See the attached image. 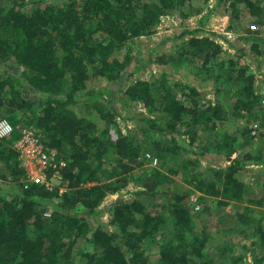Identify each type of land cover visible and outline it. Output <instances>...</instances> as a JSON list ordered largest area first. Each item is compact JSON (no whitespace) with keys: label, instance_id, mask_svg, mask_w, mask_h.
<instances>
[{"label":"trees","instance_id":"16d2710c","mask_svg":"<svg viewBox=\"0 0 264 264\" xmlns=\"http://www.w3.org/2000/svg\"><path fill=\"white\" fill-rule=\"evenodd\" d=\"M189 1L63 0L39 7L40 0H36L27 9L25 0H0V66L4 68L0 72V119L12 111L31 109L34 102L23 95V83L42 94L38 111L23 127L36 129L45 149L56 151L67 162L63 178L68 182L61 195L57 189L48 191L38 185L23 189V172L11 148L19 120L12 123L5 118L15 132L0 140V185L7 183L14 193L0 194V264H223L225 248L217 246L215 257L206 252L210 237L205 230H197L200 212L192 213L186 202L191 194H198V203L204 197L215 199L219 206L242 203L246 186L235 175L249 163L264 164V159L234 154L239 135L217 131L222 111L204 101L195 87L175 83L153 91L142 80L125 85L132 73V57L129 51L120 55L132 40L155 33L162 16L177 12L185 19ZM238 4L256 23H262L260 3L231 0L228 7L234 18ZM208 17L199 20L203 24ZM185 47L181 55H198L206 72L221 52L208 38L191 37ZM235 61L229 59L224 68L215 63L219 73L212 81L218 82L223 73L232 75ZM11 65L21 71L19 77L8 73L13 71ZM97 78L116 82L120 106L141 104L151 114L135 116L138 132H120L115 122L118 113L108 107L112 102H100L109 90L89 88ZM227 79L242 83L237 107L246 109L254 103L251 75L238 69L236 76ZM82 97L93 101L90 106L104 128L72 109ZM110 125L116 129L115 140L110 137ZM243 135L250 141L247 128ZM149 146L146 150L154 149L160 167L142 169L135 177L134 171L143 166V154L148 153L143 149ZM211 152L227 160L228 166L195 171L189 156ZM167 156L172 164L160 165ZM177 179L189 188L188 193L169 188L159 191ZM87 183L91 184L82 186ZM129 183L136 189L123 199L121 191ZM115 194L118 198L106 210L99 209L108 195ZM263 199L246 204L261 206ZM46 211L49 217L43 215ZM103 211L110 217L111 230L98 221ZM250 215L236 213L234 226H242L241 232L251 230L264 248V225L252 221ZM230 260L238 264V259ZM249 264H264V255L252 254Z\"/></svg>","mask_w":264,"mask_h":264},{"label":"rangeland","instance_id":"374dc122","mask_svg":"<svg viewBox=\"0 0 264 264\" xmlns=\"http://www.w3.org/2000/svg\"><path fill=\"white\" fill-rule=\"evenodd\" d=\"M33 1L36 0H25L27 9L33 5ZM62 1L40 0L39 7H43L45 3ZM152 1L143 0V2ZM230 1L190 0L185 8L189 15L185 19L179 18L177 12L168 13L161 17L155 33L143 36L139 40H132L120 53L122 57L129 51L132 57L130 64L132 73L126 76L125 80L127 83L125 85L136 80H142L149 82L153 91L156 90V87H161L162 85L174 87L175 83L189 84L195 87L204 101H210L212 105H218L222 111L224 118L216 122L217 131L239 135L237 142L234 144V154L240 156L250 154L253 158L264 159V137L256 142L249 141L247 136L243 135L246 126L242 125L241 119H243V116L240 114L241 110H245L248 121L254 120V118L264 119V78L259 74L261 73V64L264 62V19L260 20L261 24L256 23L255 19L244 10L243 4H238L239 13L237 18H234L231 9L228 7ZM255 1L258 4L260 3L264 10V0ZM204 15H209V17L202 24L199 19ZM247 29L251 32H247ZM191 37L208 38L221 48V52L215 61L217 65H222L224 68L228 66L229 59L236 60L237 65L232 73L233 76H236L238 69H244L248 75L253 77V96L256 97L253 104L246 109L236 106L238 101L242 99L241 96L237 95V93L242 92V83L233 80L229 81L227 78L232 76L231 74L223 73L222 78L218 82L212 81L215 78L214 76L219 73V68H214L215 63H209L210 70L206 72L201 68V60L198 55H181V49H187L185 44ZM159 59L165 62L160 65L156 64L155 61ZM11 66L13 71L7 70L8 73H13L12 75L19 77L21 71L14 65ZM3 69L0 66V72ZM89 88H95L97 91L109 90V94L103 97L100 102H112L108 107H114V110L118 113L115 122L122 134H125L128 130L133 133L138 132V124L135 119L138 114L151 117V114L141 104H130L129 107L120 106L116 82H108L104 78H97L91 80ZM174 90L176 91V89ZM23 95L34 102L31 109L19 112L12 111L5 116L12 123L19 120L17 127H22L25 125L24 121L30 120L31 115L39 109L38 102L41 99L43 100L42 94L31 90L25 83H23ZM86 98L82 97L72 109L79 116L94 123L97 128H104V122L99 118L93 107L90 106L93 101H84ZM115 130V127L110 125L109 134L112 140L117 137ZM181 138L187 139L185 136ZM151 148L149 146L144 148L143 151ZM146 152L151 153L158 159L154 149L146 150ZM189 159L195 162V171L201 173H206L211 169H224L229 164L227 160L216 152L207 153L204 156H193L191 154ZM161 163L160 165L162 166L172 164L170 156L161 160ZM157 167H160L159 160L154 168ZM149 168L153 167L148 166L147 162L143 160V166L140 170L134 171V176L136 177L140 171H148ZM235 178L246 186L245 201L219 206L216 200L211 197L201 198L199 203L200 210L198 211L200 213L196 216V224L197 230H205L210 237L205 249L207 253L215 257L217 254L216 247L221 246V249L225 248L223 251V264H231L230 259H238L236 260L238 264H249L251 263L252 254L257 256L264 255V248L259 246L258 236L252 234L251 230L241 232L240 229H244L242 226L240 229H236L234 219L236 213L249 212L251 214L249 218L253 219L252 221L259 220L264 225V201L261 206L246 204L247 200L259 201V199L264 197L262 190L264 185V164L262 167L255 165L245 166L235 175ZM168 188L170 191L183 193L190 191L178 179L174 184L159 187V191L164 192ZM135 189L136 186L129 183L127 188L121 191L120 197L128 199L130 197L128 194ZM4 193L10 195L14 193L11 186L5 182L0 185V194L3 195ZM117 198L118 195L116 194L108 195L99 209L106 210V207ZM186 203L187 205L189 204V202ZM246 207L247 211H245ZM191 212L193 213L192 209ZM109 220L110 217L106 211H103L98 216V221L103 227L111 230ZM86 247L91 250L89 244Z\"/></svg>","mask_w":264,"mask_h":264},{"label":"built area","instance_id":"2783aa9c","mask_svg":"<svg viewBox=\"0 0 264 264\" xmlns=\"http://www.w3.org/2000/svg\"><path fill=\"white\" fill-rule=\"evenodd\" d=\"M261 73L264 78V62L261 64ZM240 114L242 125L248 129V137L251 142H256L264 136V119L257 118L248 121L247 113L241 110ZM12 124L5 118L0 119V140L8 139L14 133ZM17 138L13 141L11 148L16 154L17 167L23 172L22 184L23 189H28L32 185L42 186L48 191L57 189L61 195L68 189V182L63 178V170L67 162L54 150L45 149L41 142V135L32 127H17ZM142 159L147 162L148 166L156 167L158 160L149 153H144ZM257 166L262 167L263 164ZM91 183L82 186H89ZM198 194L189 196L193 212H198L200 206L198 203ZM45 217L50 214L46 211Z\"/></svg>","mask_w":264,"mask_h":264},{"label":"crops","instance_id":"0c3cea01","mask_svg":"<svg viewBox=\"0 0 264 264\" xmlns=\"http://www.w3.org/2000/svg\"><path fill=\"white\" fill-rule=\"evenodd\" d=\"M263 151H264V149H263ZM259 152H260V150H259ZM263 154V153H262ZM248 165H255V166H257L258 164H256V163H250V164H248ZM248 165H246V166H248ZM247 170V169H246Z\"/></svg>","mask_w":264,"mask_h":264}]
</instances>
